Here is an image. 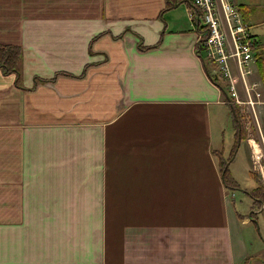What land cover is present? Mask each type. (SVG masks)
<instances>
[{
    "label": "crops",
    "instance_id": "0c3cea01",
    "mask_svg": "<svg viewBox=\"0 0 264 264\" xmlns=\"http://www.w3.org/2000/svg\"><path fill=\"white\" fill-rule=\"evenodd\" d=\"M197 21L188 0H0L20 49L0 66V264H264L263 211L223 181L233 113Z\"/></svg>",
    "mask_w": 264,
    "mask_h": 264
},
{
    "label": "rangeland",
    "instance_id": "374dc122",
    "mask_svg": "<svg viewBox=\"0 0 264 264\" xmlns=\"http://www.w3.org/2000/svg\"><path fill=\"white\" fill-rule=\"evenodd\" d=\"M252 1V5L254 6L253 15H251L250 23L252 25V30L256 33V36L263 37L264 35V0H245L246 3ZM179 13L185 14V8H181ZM185 16V15H184ZM181 17V16H180ZM244 17V15H243ZM245 18V17H244ZM247 19V18H245ZM187 23V19H186ZM253 63V62H252ZM234 69L231 67V70ZM220 78V77H219ZM233 78L235 81L236 89H237V98L239 99L240 103L238 104L239 111H240V122L244 127V132L246 133V140L239 139L241 141V145L235 146L234 150L233 145L236 142V129L234 132L233 126V118L230 114V111H225V118H224V143L228 146V149L224 150L222 154L223 160H227V157L234 152L232 156L234 159L229 165L234 177L237 179L239 183H241V187H246L248 190L247 193L251 191L253 192V188H248L251 183L254 182V177L250 174L249 165L251 163L250 157L248 154V145L247 143L249 140L251 141V152H252V165H250L252 171H258V168L263 171L264 173V90L262 81L255 72V70L244 73L241 75L239 71L233 70ZM221 83L225 86L226 92L227 90V81L220 78ZM227 108V107H225ZM225 110V109H224ZM234 136V137H233ZM248 137V138H247ZM234 140V142H233ZM233 142V143H232ZM249 144V143H248ZM230 153L228 152L229 148ZM256 150V151H255ZM259 156V157H258ZM232 157V158H233ZM228 162V161H226ZM260 166V167H259ZM239 188V187H238ZM253 189V190H252ZM236 192V191H235ZM259 194V193H258ZM247 194L243 193L242 191L238 190V193L234 195L236 201H239L241 198L246 199ZM253 196V195H252ZM258 196V195H257ZM254 204L253 207H261V210L264 214V201H256L255 197L253 196ZM258 234L260 233L262 238L264 237V221H258ZM257 228V227H256ZM264 239V238H263Z\"/></svg>",
    "mask_w": 264,
    "mask_h": 264
},
{
    "label": "built area",
    "instance_id": "2783aa9c",
    "mask_svg": "<svg viewBox=\"0 0 264 264\" xmlns=\"http://www.w3.org/2000/svg\"><path fill=\"white\" fill-rule=\"evenodd\" d=\"M188 1L194 6L198 18L195 25L197 51L207 63L216 67L220 74L216 80L222 78L227 81L228 101L240 103L231 62L235 63L241 75L251 72L256 39L250 21L243 17L233 0Z\"/></svg>",
    "mask_w": 264,
    "mask_h": 264
},
{
    "label": "trees",
    "instance_id": "16d2710c",
    "mask_svg": "<svg viewBox=\"0 0 264 264\" xmlns=\"http://www.w3.org/2000/svg\"><path fill=\"white\" fill-rule=\"evenodd\" d=\"M259 43L260 42L258 41L255 42L256 51H257V48L260 47ZM19 56H20V49L17 46H14L11 44L0 45V66L4 68L5 72H8V71H15L16 73L19 72V68H18ZM255 57H256V60L258 61L260 60V65H258V68H259L260 73L263 74L264 76V61H263V58L261 57L260 52H256ZM211 78L217 84H219L215 77L211 75ZM229 106L233 113V116H232L233 121H234L233 126L236 129V142L233 145V149H232L234 150L235 146L237 147V143L239 139L244 138L246 136V133L244 132V127L240 122L239 109L237 107V104L235 102H229ZM220 158H221L220 170L223 175L222 177H223L224 183L230 187H236V188L239 187L240 184L237 182V180H235L231 176L229 168L226 165V161H228V157H227V160H223L222 156H220ZM253 189H252L253 192L251 191V193L255 197L256 201H261V200L264 201V187L262 183L258 182V186L254 187Z\"/></svg>",
    "mask_w": 264,
    "mask_h": 264
},
{
    "label": "flooded vegetation",
    "instance_id": "af4514ba",
    "mask_svg": "<svg viewBox=\"0 0 264 264\" xmlns=\"http://www.w3.org/2000/svg\"><path fill=\"white\" fill-rule=\"evenodd\" d=\"M239 142H240V140L238 141L237 146H239ZM236 148H237V147H236Z\"/></svg>",
    "mask_w": 264,
    "mask_h": 264
},
{
    "label": "bare ground",
    "instance_id": "6f19581e",
    "mask_svg": "<svg viewBox=\"0 0 264 264\" xmlns=\"http://www.w3.org/2000/svg\"><path fill=\"white\" fill-rule=\"evenodd\" d=\"M259 157V156H258Z\"/></svg>",
    "mask_w": 264,
    "mask_h": 264
}]
</instances>
